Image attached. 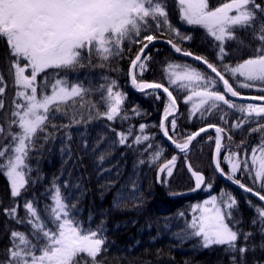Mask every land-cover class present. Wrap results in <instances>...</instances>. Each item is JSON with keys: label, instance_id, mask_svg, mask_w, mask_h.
<instances>
[{"label": "trees", "instance_id": "1", "mask_svg": "<svg viewBox=\"0 0 264 264\" xmlns=\"http://www.w3.org/2000/svg\"><path fill=\"white\" fill-rule=\"evenodd\" d=\"M229 1L207 3L215 9ZM135 2L130 22L108 28L103 49L89 41L70 62L39 73L0 23V264H33L51 254L63 224L97 243L63 264H264V205L216 174L215 135L176 153L160 129L173 111L169 102L154 90L137 93L129 80L146 47L134 79L141 88H166L177 103L176 117L165 124L170 139L182 145L202 128H219L223 174L224 157L236 154L240 169L232 180L264 199V86L240 88L232 72L264 56V1L251 0L248 20L223 41L188 24L179 0ZM173 51L205 62L245 99H229L215 76ZM24 76L34 78L35 93L22 83ZM231 86L227 82V90ZM60 89L76 93L50 104L26 134V98L34 94L40 102ZM199 92L222 101L196 97ZM199 99L206 105L191 111L190 100ZM169 160L174 164L158 183L156 171ZM18 163L22 185L14 192L8 172ZM191 172L202 175L203 188L172 198L194 188ZM206 203L223 214L234 243L203 245L194 221Z\"/></svg>", "mask_w": 264, "mask_h": 264}, {"label": "rangeland", "instance_id": "2", "mask_svg": "<svg viewBox=\"0 0 264 264\" xmlns=\"http://www.w3.org/2000/svg\"><path fill=\"white\" fill-rule=\"evenodd\" d=\"M179 1L181 15L188 24L201 26L217 41L225 40L231 34L230 29L245 23L250 16L248 8L251 0H232L215 9L208 7L207 0ZM137 7L135 0H0V23L9 32L13 46L29 57L35 72L39 73L47 67L70 62L76 56L77 49L89 41L103 49V42L110 40L108 28L119 30L122 24L131 21V12H135ZM232 72L239 77L237 86L240 88L264 86V56L244 61L233 68ZM198 74L197 77L202 79ZM24 77L22 83L35 93L34 78ZM175 77L177 80L181 78L176 73ZM225 79L231 86L230 80ZM228 91L234 96H244L232 86ZM75 93L74 90H56L51 97L40 102L35 100L34 94L28 96L26 100L30 108L23 115L26 134L29 135L41 123L43 111L50 104L67 100ZM195 96H213L222 101L216 95H205L202 92ZM245 97L253 98L249 95ZM189 105L191 111L199 112L206 101L190 100ZM252 110L254 113L260 112L257 107ZM223 162L228 169L226 176L234 178L240 169L236 154H226ZM18 167L19 163L16 169L8 172L14 192L22 185ZM194 209L197 210V207ZM200 210L194 227L204 246L235 242L236 233L228 226L217 207L206 203ZM96 244L92 239L80 237L68 224H63L57 247L33 264H63L75 251L96 250Z\"/></svg>", "mask_w": 264, "mask_h": 264}, {"label": "water", "instance_id": "3", "mask_svg": "<svg viewBox=\"0 0 264 264\" xmlns=\"http://www.w3.org/2000/svg\"><path fill=\"white\" fill-rule=\"evenodd\" d=\"M170 48L172 49V46L170 45ZM146 47H144L142 49V51L138 54L136 60L134 61L131 69H130V83L132 85L133 88H137V84L134 82V78H133V71H134V68L136 67V65L138 64V62L140 61V58L142 56V54L144 53ZM173 50V49H172ZM173 53L175 55H177L178 57H181V58H192L186 54H182V53H177V52H174ZM194 60H196L200 65H202L208 72H210L211 74H213L214 76H216L217 78H219L224 86V89H226V84L223 80V78L218 74L216 73L213 69H211L208 65H206L205 63H203L202 61H200L199 59H196V58H192ZM164 92V91H163ZM164 94L167 96L168 100L172 103L173 106H175V103L174 101L171 99V97L168 95V93L164 92ZM234 99H237V98H234ZM174 115V114H173ZM173 115H170L169 117L173 116ZM167 117L164 118L162 120V123H161V132H162V135L163 137L165 138V140L170 144V146L178 153H183L185 152L189 147L190 145L196 140L198 139L200 136L206 134V133H214L216 134L217 136V146H216V150H215V153H214V168H215V171L216 173L218 174V176L223 179V180H226L228 182H230L228 179H226L224 177V175L221 173L220 169H219V166H218V156H219V151H220V147H221V142H220V131L217 129V128H205L203 130H201L200 132H197L194 136H192L189 140H188V143L185 145V146H179V145H176L175 143H173L166 135L165 133V128H164V124H165V121H166ZM173 164L172 161H169V162H166L164 163L163 165L160 166V168L157 170V181L159 182V179H160V176L161 174L168 168L170 167L171 165ZM192 178L194 179V182H195V188L193 191L191 192H187L185 194H181V195H178L176 196L175 198H181V197H187L189 195H193L195 194L196 192H198L201 187H202V182L200 181V175H196V174H192ZM232 183V182H231ZM234 184V183H232ZM243 190L248 194L250 195L251 197H253L255 200L259 201L260 203H262L264 205V199L261 198L260 196L252 193L251 191L249 190H246L243 188Z\"/></svg>", "mask_w": 264, "mask_h": 264}]
</instances>
